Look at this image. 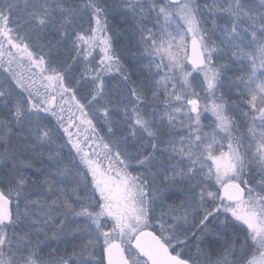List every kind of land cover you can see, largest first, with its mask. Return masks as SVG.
Here are the masks:
<instances>
[{
    "label": "snow or ice",
    "instance_id": "obj_1",
    "mask_svg": "<svg viewBox=\"0 0 264 264\" xmlns=\"http://www.w3.org/2000/svg\"><path fill=\"white\" fill-rule=\"evenodd\" d=\"M0 264H264V0H0Z\"/></svg>",
    "mask_w": 264,
    "mask_h": 264
},
{
    "label": "trees",
    "instance_id": "obj_2",
    "mask_svg": "<svg viewBox=\"0 0 264 264\" xmlns=\"http://www.w3.org/2000/svg\"><path fill=\"white\" fill-rule=\"evenodd\" d=\"M21 72H23V74L25 75V76H29V75H31V73L28 71V69H27V66L25 65L24 67H22L21 69H19Z\"/></svg>",
    "mask_w": 264,
    "mask_h": 264
}]
</instances>
